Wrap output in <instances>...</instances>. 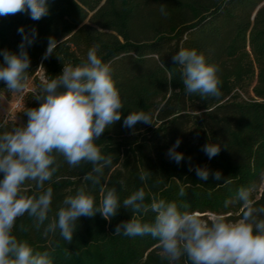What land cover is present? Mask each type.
<instances>
[{
  "label": "trees",
  "instance_id": "trees-1",
  "mask_svg": "<svg viewBox=\"0 0 264 264\" xmlns=\"http://www.w3.org/2000/svg\"><path fill=\"white\" fill-rule=\"evenodd\" d=\"M48 2L49 15L39 21L19 13L0 17V51H19L20 26L37 32L27 47L34 89L25 94L22 121L0 120V133L26 123L23 112L39 107L35 97L41 94L43 81L59 75L66 65L85 61L94 45H99L98 56L112 69L123 115L96 141L103 155L112 156L100 184L84 179L91 164L72 168L58 157L61 167L45 185L53 189L45 225L64 198L82 186L97 204L101 185L116 188L121 204L143 188L146 204L153 197L164 199L177 203L182 212H195L209 221L216 216L229 222L241 218L242 202L236 194L242 186L254 189V206H264V0ZM161 5H166L167 16L161 15ZM50 37L57 43L53 54L44 58ZM181 48L196 49L209 64L219 66V97L202 98L186 91L181 68L172 61ZM5 87L0 81L3 94L15 93ZM139 111L148 114L152 124L125 128L128 113ZM178 138L181 143L176 151L184 154L180 164L167 155ZM209 142L221 145L212 159L202 151ZM196 166L209 169L207 181L189 171ZM216 171L221 173L220 180L213 178ZM141 174L146 177L143 181ZM28 191L31 194L35 189L30 186ZM154 215L122 207L110 221L99 213L81 217L72 242L67 243L59 232L44 235L43 226L37 230L34 218L25 214L16 220L13 235L34 251H48L53 264H169L161 256L158 240L151 236L114 234L116 225L132 216L151 223ZM179 264L190 261L185 256Z\"/></svg>",
  "mask_w": 264,
  "mask_h": 264
},
{
  "label": "clouds",
  "instance_id": "clouds-1",
  "mask_svg": "<svg viewBox=\"0 0 264 264\" xmlns=\"http://www.w3.org/2000/svg\"><path fill=\"white\" fill-rule=\"evenodd\" d=\"M159 11L167 16L166 5H161ZM49 12L48 0H0V17L19 13L39 21ZM17 32L22 37L19 51H0V81L9 92H22L27 86L31 63L27 47L37 37L35 28L26 31L20 26ZM56 43L49 38L44 58L53 54ZM98 51L99 45H94L85 61L66 65L59 75L43 81L42 92L35 97L39 107L23 112L27 122L0 133V264H53L48 251H34L13 235L16 220L25 214L34 218L37 230L43 226L44 235L59 232L64 241L71 243L79 218L99 213L110 221L122 207L133 213L151 211L154 220L143 223L132 216L117 224L114 234L151 236L158 240L161 256L169 264H179L185 256L190 264H264V206H254L251 187L238 189L236 199L242 202V215L229 222L223 216L209 221L198 213L182 212L177 203L155 197L146 204L143 188L132 192L121 204L116 188L101 185L97 204L82 186L75 195L64 198L55 217L45 225L53 197V189L45 185L61 167L58 157L72 168L91 164L84 179L93 185L100 184L104 168L112 164V156L103 155L96 141L121 120L123 102L112 69ZM172 61L180 66L188 93L202 98L221 95L220 68L209 64L202 52L181 48L173 54ZM138 123L152 124L151 117L139 111L128 113L123 120V126L129 129H135ZM180 143L178 138L167 152L177 164L184 160V154L176 151ZM202 151L212 159L220 153L221 145L209 142ZM193 170L200 180H208L210 171L206 166L189 168ZM212 175L215 180L222 178L219 171ZM145 178L140 175V180ZM30 186L35 189L31 194ZM180 195H184L183 189Z\"/></svg>",
  "mask_w": 264,
  "mask_h": 264
},
{
  "label": "rangeland",
  "instance_id": "rangeland-1",
  "mask_svg": "<svg viewBox=\"0 0 264 264\" xmlns=\"http://www.w3.org/2000/svg\"><path fill=\"white\" fill-rule=\"evenodd\" d=\"M33 78L27 81V86L22 92H15L10 96H6L0 91V120L22 121L21 113L24 107V97L27 91L34 89Z\"/></svg>",
  "mask_w": 264,
  "mask_h": 264
}]
</instances>
